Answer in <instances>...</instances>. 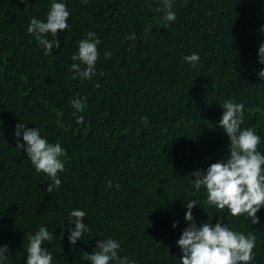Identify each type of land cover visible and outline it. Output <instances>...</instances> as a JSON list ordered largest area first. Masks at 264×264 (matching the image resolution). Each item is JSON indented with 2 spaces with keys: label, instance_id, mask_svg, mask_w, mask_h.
Segmentation results:
<instances>
[{
  "label": "trees",
  "instance_id": "obj_1",
  "mask_svg": "<svg viewBox=\"0 0 264 264\" xmlns=\"http://www.w3.org/2000/svg\"><path fill=\"white\" fill-rule=\"evenodd\" d=\"M57 2L71 13L69 28L46 56L27 27L32 17L46 20L51 0H0V247H10L0 264H25L27 234L41 226L53 234L43 245L53 264H91L82 254L108 237L136 264H181L176 241L188 223L185 202L200 204L192 210L198 225L209 222L204 208L218 211L189 175L228 155L230 140L217 123L223 101L244 103L242 128L255 129L264 153V80L257 75L264 0H172L177 20L167 28L155 11L162 0ZM88 32L101 41L97 74L74 80L71 57ZM193 53L196 68L183 59ZM77 96L86 98L84 112L71 105ZM21 122L66 150L61 186L50 194L48 177L16 147ZM76 208L87 213L90 232L72 245L67 225ZM219 214L213 225L222 219L255 234L252 264H264V208L256 225Z\"/></svg>",
  "mask_w": 264,
  "mask_h": 264
},
{
  "label": "clouds",
  "instance_id": "obj_2",
  "mask_svg": "<svg viewBox=\"0 0 264 264\" xmlns=\"http://www.w3.org/2000/svg\"><path fill=\"white\" fill-rule=\"evenodd\" d=\"M26 2V0H25ZM87 4V0H83ZM50 10L46 20L41 21L32 17L27 27V32L32 34L38 44L44 49V55H51L53 49H59L61 41L58 32L68 30L71 13L67 5L57 0H51ZM172 0H162L161 6L155 9L163 13L161 25L167 28L177 20L176 13L172 10ZM151 26L146 27L147 32ZM260 31H264L261 28ZM50 34L55 39H47ZM128 39L135 40V34ZM100 39L94 32H88L86 38L78 42V51L72 55L73 63L69 71L75 73L72 79L91 80L97 74L96 64L99 58L98 45ZM106 59L111 58V53L106 52ZM259 63L264 65V43H261L258 51ZM184 61L196 68L200 60L197 53L184 56ZM102 75V73H101ZM257 75L264 80V69ZM99 87V84L96 85ZM86 98L80 96L71 100V105L78 112H84L87 107ZM220 106L224 109L221 119L217 122L230 140L228 155L212 163L206 170L198 169L189 176L192 179L194 189L199 192L202 188L206 191V203L215 207L218 211L209 212V222L197 224L193 215V209L200 204L197 200L185 202L187 212L185 220L188 222L180 238L176 241L181 250V264H252L255 259L254 248L256 236L253 232L247 235L241 231H235L218 220L214 225L211 219L214 214L227 210L230 217L245 216L250 218L251 224L260 223L257 213L264 208V153L258 150L261 137L252 127L242 128L244 123L245 105L232 99L223 101ZM259 111V109H257ZM75 115V113H74ZM142 124L148 125L147 117H143ZM77 123L83 124V116H77ZM24 122L15 125L16 147L27 154L37 173H43L48 177L47 192L50 194L61 186L59 173L65 172V162L61 159L66 155V150L59 142L52 143L42 138L38 127L28 128ZM21 136L23 143L21 142ZM108 188L113 187V182H107ZM117 190L120 185L116 184ZM67 230L70 232L68 240L76 245L78 240L90 232L88 224L83 222L87 213L79 208L69 213ZM178 224V222H177ZM174 224L173 227H176ZM74 225V227H73ZM28 235L27 256L25 264H53L52 253L44 247V243L53 240V234L46 227H39L35 234ZM121 244L111 237L98 240L93 252L85 251L81 259L90 261L91 264H136L126 256L120 255ZM10 253L9 245L0 247V262L6 261Z\"/></svg>",
  "mask_w": 264,
  "mask_h": 264
}]
</instances>
